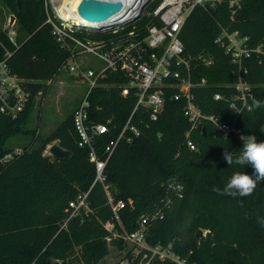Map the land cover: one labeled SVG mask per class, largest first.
Listing matches in <instances>:
<instances>
[{"label": "trees", "instance_id": "obj_1", "mask_svg": "<svg viewBox=\"0 0 264 264\" xmlns=\"http://www.w3.org/2000/svg\"><path fill=\"white\" fill-rule=\"evenodd\" d=\"M0 1L11 11L18 27L17 46L0 27L4 45H0V61L6 49L11 51L8 62L12 72L37 82L28 85L31 98L17 118L0 111V159L13 151L7 148L9 140L21 135L33 137L19 157L0 167V264H50L52 260L99 264L109 255L107 238L112 236L104 227L113 214L103 184L98 183L90 193L93 212L71 220L68 228L60 231L69 203L88 192L96 176L89 150L79 146L74 113L44 138L28 128L35 97L46 89L43 81L61 72L71 52L56 41L47 23L45 0H21L20 5L19 0ZM161 2L156 0L149 11ZM152 24L162 25L160 19L146 15L134 26L143 32V38ZM224 32H238L248 39L251 49L261 47L245 60L248 73L244 75L241 70L252 85L253 99L252 109L240 114L236 127L241 136L255 135L257 142H264V106H254V101L264 105V0H202L194 6L180 40L185 56L192 60L193 82L207 81L192 90L195 103L204 114L218 117L220 123L234 122L236 113L230 105L237 94L240 71L217 42ZM72 33L83 41L115 37L84 30ZM201 58L211 60L212 65L206 66ZM100 83L105 86L93 89L88 97L90 119L111 121L112 136H116L134 111L137 97L134 90L122 96V88L128 83L123 73H110ZM216 93L224 99L216 101ZM171 95L172 90L167 92L165 109L156 121L145 109L136 112L134 121L142 135L132 144L121 143L108 162L105 184L116 200L127 203L120 214L123 228L116 227L119 232L135 231L141 217L151 214L167 196L169 184L177 183L184 186V197L166 210L164 219L150 225L146 237L150 246L171 247L186 264H264V181L249 196L222 194L233 173L251 176L255 172L250 165L231 166L224 159L225 149L234 152V158L238 156L243 140L234 134L225 136L206 122L204 129L190 134L197 145L192 151L187 144L191 123L184 115L185 103L171 100ZM109 139L101 141L103 146ZM55 141L70 152L67 157L45 154ZM199 230L206 234L198 242ZM115 242L121 248L124 245L123 240ZM152 264L177 263L166 260Z\"/></svg>", "mask_w": 264, "mask_h": 264}, {"label": "built area", "instance_id": "obj_2", "mask_svg": "<svg viewBox=\"0 0 264 264\" xmlns=\"http://www.w3.org/2000/svg\"><path fill=\"white\" fill-rule=\"evenodd\" d=\"M153 1L155 0H146L143 4L145 5L144 9ZM201 1L162 0L151 14L154 18L160 19L162 25L152 24L147 26L144 31L146 35L141 38L143 32L138 31L134 25L143 16L133 22H129L128 18L125 17L97 27L76 26L74 21L60 18L57 8L61 4L60 0H45L49 17L47 23L51 24L56 41L62 48L71 52V57L63 68L68 67L70 72H78V80L85 79L90 84L88 95L74 112V126L79 137V146L89 150V159L96 169L95 180L90 190L79 194L69 203L66 210L68 216L61 223L60 231L66 230L71 220L88 216L93 212L89 202L90 193L98 183L103 184L108 198V205L113 214L112 221L104 224V227L112 233V236L107 238V242L110 244L115 240H123L125 246L129 245L116 264H152L154 261L166 260H171L177 264H186L185 261H182L179 256L172 252L171 247H153L146 241L150 225L155 221L164 219L166 210L170 209L176 200L184 197L183 185L170 183L167 196L161 200L151 214L141 217L139 227L135 231L128 232L123 229L119 232L116 227V225H119L123 228L120 214L127 203L113 197L105 184V170L121 143L132 144L135 139L142 135L140 127L134 121L136 112L139 109H145L150 114V119L156 121L165 109L167 92L172 90L171 100L185 103L184 115L191 123V129L186 134L187 144L192 151H195L197 145L190 139L192 131L202 130L205 123L210 122L225 136L234 134L241 138L236 122L244 110L250 111L252 109L250 104V100L253 99L252 85L243 77V74L248 73L244 63L253 52H260L261 47L257 49L249 48L248 39L241 38L238 32H224L217 39V42L230 55L231 63L237 66L240 71L238 82L235 85L237 94L232 97L230 105L236 113L234 122L220 123L218 117L204 114L195 103L192 90L197 86H205L207 81L202 79L199 84L193 82L192 60L185 56V49L180 40V32L194 6L201 3ZM55 19L61 24L57 23ZM132 26V30L127 31ZM76 30L96 34H112L115 37L110 40L83 41L73 35L72 32ZM3 31L7 32L9 41L17 46V32L14 23L9 22ZM0 45L4 46L1 38ZM12 55L13 53L6 49L4 59L0 61V111L2 114L17 118L30 101L31 92L28 85L37 82L23 79L12 72L8 62ZM89 55L101 60L104 66L95 69L90 62H86L85 66L76 62L77 58ZM201 59L206 66L212 65L211 60ZM241 70L243 74H241ZM110 73H123L128 79V83L122 88V96L126 97L131 90H134L137 97L134 111L116 136H112L113 131L109 126L111 121L108 123L96 122L90 119L89 114L88 97L91 91L100 86H105L100 81L104 80ZM214 99L221 101L224 97L222 94L216 93ZM105 137H110V139L103 146L101 141ZM22 153V149H15L8 153L0 159V167L15 160ZM129 204L132 205L133 202L130 200Z\"/></svg>", "mask_w": 264, "mask_h": 264}, {"label": "rangeland", "instance_id": "obj_3", "mask_svg": "<svg viewBox=\"0 0 264 264\" xmlns=\"http://www.w3.org/2000/svg\"><path fill=\"white\" fill-rule=\"evenodd\" d=\"M156 1V0H155ZM153 1L143 11L142 16H150L152 14L149 11L150 7L154 4ZM9 22L14 23L16 32L18 27L16 25V19L13 18L11 11L0 1V27L5 29ZM18 36V32H17ZM78 64L85 66L86 62H90L93 68L99 69L104 66L103 62L95 56L89 55L86 57H79L76 59ZM78 72H70L68 67H65L57 74L52 80L43 81L46 84V89L43 93H40L35 97V108L31 115V121L28 128L36 130V135L39 138H44L50 135L56 130L65 119L81 105L90 91V84L87 80H78ZM31 136H17L7 143V148L10 149H23L25 146L32 143ZM53 144H58L55 141L49 144L45 154L47 155L48 149ZM37 146V144H35ZM206 232L203 233L205 235ZM109 255L105 258L104 262L99 264H116L122 253L129 245H123L121 248L118 242H112L108 244ZM59 260H52L50 264H60Z\"/></svg>", "mask_w": 264, "mask_h": 264}, {"label": "clouds", "instance_id": "obj_4", "mask_svg": "<svg viewBox=\"0 0 264 264\" xmlns=\"http://www.w3.org/2000/svg\"><path fill=\"white\" fill-rule=\"evenodd\" d=\"M254 106L260 108L264 105L260 101H254ZM241 139L244 143L242 150L239 151L240 154L234 158V152L225 149L224 159L231 166L250 165L255 172L251 176L245 172L233 173L222 194L249 196L254 192L257 184L264 181V142H257L255 135L242 136Z\"/></svg>", "mask_w": 264, "mask_h": 264}, {"label": "water", "instance_id": "obj_5", "mask_svg": "<svg viewBox=\"0 0 264 264\" xmlns=\"http://www.w3.org/2000/svg\"><path fill=\"white\" fill-rule=\"evenodd\" d=\"M19 5L21 0L18 1ZM145 5H142L134 14L128 16L127 20L133 22L135 19L142 16ZM236 9V7H235ZM131 9L130 11H132ZM129 12V8L124 10L122 2H110L106 0H82L78 7V14L91 22L105 23L115 17L117 14ZM48 154L57 159L67 157L70 152L63 149L59 144H53L48 149ZM203 230H199L196 235V239L199 242L203 236Z\"/></svg>", "mask_w": 264, "mask_h": 264}, {"label": "bare ground", "instance_id": "obj_6", "mask_svg": "<svg viewBox=\"0 0 264 264\" xmlns=\"http://www.w3.org/2000/svg\"><path fill=\"white\" fill-rule=\"evenodd\" d=\"M109 1H118V0H109ZM123 2L124 10L129 8V11L131 8H136L137 10L144 4L146 0H119ZM61 4L57 6L59 10V16L62 20H72L76 24V26H91V27H97L100 25H105L111 21H116L122 18L127 17L128 15L131 16L135 13L136 9H133L132 11L124 13V11L120 14H117L115 17L110 19L109 21L105 23H97V22H91L85 18H82L78 14V7L82 0H60ZM137 4V5H136ZM137 13V12H136ZM128 14V15H127ZM127 15V16H126Z\"/></svg>", "mask_w": 264, "mask_h": 264}]
</instances>
